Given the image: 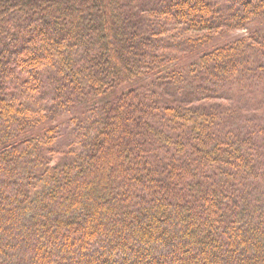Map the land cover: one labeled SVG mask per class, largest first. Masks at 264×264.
Here are the masks:
<instances>
[{"label": "trees", "instance_id": "1", "mask_svg": "<svg viewBox=\"0 0 264 264\" xmlns=\"http://www.w3.org/2000/svg\"><path fill=\"white\" fill-rule=\"evenodd\" d=\"M217 1L218 14L215 7L211 11ZM141 2L154 0H0V264H264V118L249 119L233 106L187 108L171 110L168 123L180 120L168 128L141 114L143 102L130 96L146 89L145 80L128 72L117 82L111 68L121 70L114 57L107 63L100 48L111 14L106 6L139 40L138 47H129L112 36L107 44L114 46L113 55L123 49L133 66L140 54L167 61L170 49L174 57L185 53L158 41L149 51L153 43L140 33L150 28L131 20L143 16ZM160 2L153 8L161 15L170 14L165 9L173 4L186 8L183 14L223 20L220 27L247 22L252 32L264 34V0ZM255 40L258 47L261 40ZM205 43L197 63L201 76L186 80H200L205 89L208 81L237 82L239 76L214 71L223 60L234 62L244 53L248 67L246 50L259 56V47L237 46L229 56L231 43ZM183 45L188 48L185 40ZM172 74L168 86L185 85L180 74ZM189 89L182 99L198 96ZM253 102L264 101L258 96ZM61 110L68 121L60 120ZM129 116H142L156 130L130 124ZM157 130L183 136L202 157L185 149L187 156L177 157L180 165L171 168L164 152L152 150L179 152L164 145Z\"/></svg>", "mask_w": 264, "mask_h": 264}, {"label": "rangeland", "instance_id": "2", "mask_svg": "<svg viewBox=\"0 0 264 264\" xmlns=\"http://www.w3.org/2000/svg\"><path fill=\"white\" fill-rule=\"evenodd\" d=\"M217 2L218 3H216V5H211V11L213 10L212 7H215L216 14L219 13V11L217 10L221 6L220 2L219 1ZM157 3L162 4L160 0H157V2L156 0H154V2L151 3V5L150 4L144 5L143 2H141L142 7L138 10V13L142 14L143 16H141V18H134L135 16H131L132 17L131 20L133 21V20L141 19L140 22L144 25V27L150 28V31L149 29H145V30L142 29L140 33V35L146 37L148 43L150 41L153 43L151 46H149V51H151L152 46L155 45V41L156 42L158 41L157 43H159L161 47H170V48L180 47L181 49L179 51L185 53L180 55L181 58H179L178 56L174 57L176 52H173L170 49V52L172 54L171 59L167 61H162L159 57L157 58V55H154L155 56L153 58L154 60H149V58L144 60L143 54H140L139 56L134 57L136 59L138 58V60L134 62L133 66L130 64V59L129 61L126 60L131 55L126 56L127 53L124 52L123 49H122L123 53L117 52V54L113 55L112 52L114 50L113 49L114 46L108 45L107 42L108 40L110 41L111 37L115 35L114 37L118 42L125 41V44H127L129 47L132 46L138 47L137 41L139 40L135 39L134 41L135 38V36H133L134 30L131 29L132 27L131 25L126 24V20L114 19L113 16L111 15L113 12L115 13V10L113 9L110 10L111 8L108 6H106L105 8L106 11H108L111 14L109 20H105L103 22L102 34L104 36L103 37L104 43L100 45V48H102V51L107 52V59H106L107 63H110V61L113 62L115 60L116 67L121 70V71L119 70L121 72L120 73L116 71L113 67L112 68L110 67L111 72L113 71L112 74L110 73V75H112V77H115L117 82L125 81V79H127L126 76L128 72L135 75L130 77L133 78L137 77L136 79L141 78L145 80L143 83L145 84L146 89L142 92L138 91L137 92L138 94L133 93L134 97L130 96L132 100L139 99L141 102H143V104L139 103L141 114L145 116L147 113H150L149 118L151 117L155 120L156 118L161 119L163 123L165 122L167 123L168 128H171V125L175 124L180 120L179 118H176L171 124L168 123V121H170V117H172L171 110L181 113L183 112L181 110L187 108H190L192 110L196 109L195 111H202L204 110L205 107H206L205 109L213 108L215 110H218L220 109V107H223L224 109L226 108L228 109L229 107L233 106V109H237L238 112H244L245 114H247V117L249 119H251L252 117L254 118V120L257 117L264 118V102H259V103L253 102L254 99L258 98V96L262 97V100L264 101V92H263L264 91V34L263 32L261 34H255V32L254 31L252 32L251 30L252 25H250L247 22L236 23L235 25V22L232 21L231 26L233 27H229L228 25H226L225 27H220L219 21H223V20H202L201 16L196 15L197 16L196 17L193 14V13L197 14L196 11L190 14H188V12L183 14L184 12L183 9L186 8L183 9L182 7L178 8L173 4L168 9H165L168 10L170 14L162 13L161 15L158 13L160 10H155L153 8V6ZM129 11H132V13L135 12V10L133 9ZM209 12L210 11H207L205 15L207 19L212 18L209 17L210 15ZM157 14H159V16ZM172 15L178 16V20H173ZM224 15L225 13L222 14L223 17ZM217 19H220V17H217ZM150 25L152 27H150ZM79 30H83V29L76 27V31ZM148 32H150V34H147ZM151 33L154 35L153 37H151ZM62 35H65V33H63ZM255 35H256V39L261 40L259 41L260 44L258 45L259 49L256 45ZM55 36L58 37V35ZM184 40L187 43L188 48L186 47L184 48L183 45ZM187 41H194V42H187ZM205 42H208V44L209 42H212L211 46L214 45L217 46L222 43H231L232 47L227 53L229 56H232L234 54V49L237 46H242L247 49H249V47L251 46L259 50V56L255 57L254 53L252 54L250 50H246L245 57L247 58L248 60L247 62L249 63L248 67H246V59H244V53H241V55H237L234 58V62L233 60L232 61L223 60V65H222L223 68H221V66H218L214 71H218L220 73L222 72V76L225 78L234 76V79H236L239 76L237 82L234 85H229L222 81H219L217 83L208 81L206 85L210 86L211 88L208 87L205 89V86L203 84L202 85L204 87L199 85L202 83L200 80L198 83H195L194 85L189 84L190 81L189 83H187L186 81L188 80L189 77L193 78L194 80V77L199 75L201 76V74L199 73L200 69L197 68V63L200 62L201 65V58L204 57V54L201 53L200 47L206 45L207 43ZM190 45L194 46L193 48L191 47L192 50H190ZM128 46H124V47L128 48ZM208 47H210V44ZM251 56H254L255 58H251ZM113 57L114 60L112 59ZM150 62H152L153 65H151ZM160 66L164 68L166 73L160 72L161 71L159 70ZM260 67L263 68L262 71ZM154 68H156L158 71L154 70ZM196 70L197 72H195ZM158 72H160V75H158ZM172 72H175L177 76L178 74H180L182 77L180 78L179 81L180 82L183 81L182 85L183 84L185 85H183L182 87L180 85L181 88L168 86L169 82L171 83L173 81L171 78H169L170 75H173ZM241 79L243 80V83H241ZM187 88H190L189 90L198 93V96L194 97L191 94L189 99H182L180 97L181 92ZM229 90H231L230 91L231 94H234V92H239L238 94L235 93L236 94L235 97H237L235 105L233 103L234 98H231L230 93L228 95ZM243 90L245 91L242 94H240V92H242ZM147 93L152 94L153 97L151 99L148 98L145 99L146 97L145 95ZM53 101L55 102V100ZM157 105L160 106L164 105V108L160 110V112L157 114L156 117L155 115L152 114V112H154V107H156ZM57 112H59V109H57ZM93 112L94 110L90 111L89 113L93 114ZM60 113H63L64 115V117L60 118V120L65 119L68 121L69 116L66 114V111L61 110ZM125 113H127L126 110H124V114ZM129 117L132 120V123L130 124H134L135 126L140 124L142 130L143 129H147L149 131L156 130L153 129L149 124L145 123L142 116H140L139 118H137V116L135 117L129 116ZM113 118H116L115 114L113 115ZM149 118L147 117V119ZM159 119L158 121H160ZM191 124L193 125V123ZM176 127L181 128L183 127V125L180 123L177 124ZM188 131H192V130L189 128ZM161 132L162 131L157 130L158 136H160L161 139L164 140L163 144L167 145L170 150L179 152V154L176 153V156L172 155L171 153L168 154V152H165L162 148L159 149V147H155L152 150V153L159 154L161 156V154H163L164 152L166 158H169L168 159L170 161L169 166L171 168L180 165V163L177 160V157L185 158V156H187L183 154L184 152H182L185 149L193 151L194 153L193 156H197V153H199L198 154L199 157H202L203 153H200L197 150V148L193 150L192 145L183 136L181 137L177 136V138H175L176 136L174 135V137L170 138L169 135L167 134L164 135L163 133L162 135ZM194 137L197 139L196 141L197 144H200L199 142L200 136L196 134ZM246 142L247 145L249 144L251 145L250 140H247ZM144 147L146 148V144H144ZM101 171L106 172L107 169L105 167L103 169L100 168L98 173L99 174L102 173ZM253 203L257 204L256 202ZM255 207L256 206H254V208Z\"/></svg>", "mask_w": 264, "mask_h": 264}]
</instances>
